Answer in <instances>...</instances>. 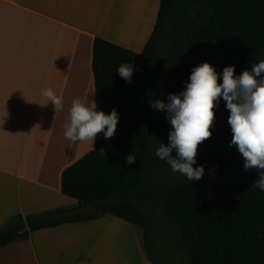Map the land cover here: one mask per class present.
<instances>
[{
  "label": "trees",
  "instance_id": "16d2710c",
  "mask_svg": "<svg viewBox=\"0 0 264 264\" xmlns=\"http://www.w3.org/2000/svg\"><path fill=\"white\" fill-rule=\"evenodd\" d=\"M91 52L94 109L116 110L114 136L100 132L93 148L63 169L60 189L77 199L75 207L12 217L0 233L20 222L28 228L0 245L108 213L141 227L150 264H170L172 255L180 264H264V192L251 187L260 170L245 171L242 154L230 146L226 102L214 107L211 137L197 147L193 168L204 172L193 181L155 155L160 143L168 145L172 126L151 106L185 91L202 63L214 68L219 84L225 67L234 66L236 77L264 60V0H159L140 51L95 37ZM123 63L132 66L130 82L117 72ZM130 154L133 165L125 160Z\"/></svg>",
  "mask_w": 264,
  "mask_h": 264
},
{
  "label": "crops",
  "instance_id": "0c3cea01",
  "mask_svg": "<svg viewBox=\"0 0 264 264\" xmlns=\"http://www.w3.org/2000/svg\"><path fill=\"white\" fill-rule=\"evenodd\" d=\"M109 6L110 0H0V227L16 215L77 205L76 198L61 191V173L93 148L95 140L66 138L65 124L43 92L50 88L56 95L57 58L63 80L58 96L69 112L73 99L64 93L63 83L70 81L64 68L75 67L76 60L69 64L63 39L74 31L87 34L91 71L93 39L113 42L110 35L98 31L102 20L112 17L113 5ZM31 16L39 18L34 28ZM78 21L92 29L79 26ZM25 22L27 35L21 37ZM64 30L66 34L70 30L67 36ZM147 38L140 40L141 49ZM90 76L92 92L77 97L94 109L92 71ZM135 225L107 213L35 229L25 238L0 245V264H148Z\"/></svg>",
  "mask_w": 264,
  "mask_h": 264
},
{
  "label": "clouds",
  "instance_id": "9594fccd",
  "mask_svg": "<svg viewBox=\"0 0 264 264\" xmlns=\"http://www.w3.org/2000/svg\"><path fill=\"white\" fill-rule=\"evenodd\" d=\"M117 72L125 82L131 81V65L123 63ZM217 80L214 68L205 62L193 68L185 91L179 95L169 94L168 103L160 100L151 102L154 109L167 113L166 118L172 126L168 145L160 143L155 155L166 161L173 173L179 172L188 181L201 179L204 167L193 168L197 147L211 137L213 109L222 98L230 113L228 124L233 134L230 146H236L242 154L245 171L260 170L259 178L251 187L264 192V60L252 65L251 72L245 70L236 77L234 66H227L222 72V83L218 84ZM43 95L52 102L55 112L63 110L62 97L56 96L52 89L44 90ZM117 123L115 109L105 115L74 99L64 136L73 142L93 143L102 131L105 139L112 138ZM173 150L176 151L175 157L171 155ZM125 160L128 165H133L136 158L130 154Z\"/></svg>",
  "mask_w": 264,
  "mask_h": 264
},
{
  "label": "rangeland",
  "instance_id": "374dc122",
  "mask_svg": "<svg viewBox=\"0 0 264 264\" xmlns=\"http://www.w3.org/2000/svg\"><path fill=\"white\" fill-rule=\"evenodd\" d=\"M158 1L159 0H123L122 3V0H110L109 9L111 7V4L113 5L112 17H110L109 15L105 17L102 20L103 24L101 26H98V31L103 32L102 34L104 35H110L112 38L108 35L106 36L110 37L111 40H113V42L117 44L126 46L128 48L130 47V49H133L135 51H140V45L142 44V41L140 40L145 37L147 38V36H149L151 32L155 19L156 9L158 6ZM116 6H118L119 10H115ZM117 17H119V20L117 19ZM38 20V17H30V25L32 28L36 26ZM77 24L79 26H84L85 28L92 29L89 25H86L85 23H80L78 21ZM27 26L28 24L26 25L25 32L21 31V37L27 35ZM69 31L70 30L67 31V34ZM64 33L67 36L65 30ZM63 42L64 47L68 46L67 50L65 48L64 53L67 54V59L71 61L69 64L76 60L75 67L64 68V72H66L65 77H69L70 81L68 84L65 83V81L63 83L64 93L68 92L74 100L78 99V94H80L81 98L82 95H86L92 92L93 90L91 86L92 77L90 76L91 41L87 34H84L82 31H74L69 37H65L63 39ZM72 50L75 51L72 52ZM55 63V91L56 96H58L60 90H62L61 84L63 80L61 72L59 70L60 60L56 58ZM80 101L82 102L81 99ZM57 118L64 124L69 123V112L64 108V105L62 111H57ZM134 227L137 232V242L139 249L143 253L142 229L141 227H138L136 225ZM145 259L147 260V258ZM148 264H150L149 261ZM170 264H180L177 255H172Z\"/></svg>",
  "mask_w": 264,
  "mask_h": 264
},
{
  "label": "water",
  "instance_id": "95a60500",
  "mask_svg": "<svg viewBox=\"0 0 264 264\" xmlns=\"http://www.w3.org/2000/svg\"><path fill=\"white\" fill-rule=\"evenodd\" d=\"M27 228L26 222L15 224L0 233V240L10 239L15 235L24 232Z\"/></svg>",
  "mask_w": 264,
  "mask_h": 264
}]
</instances>
